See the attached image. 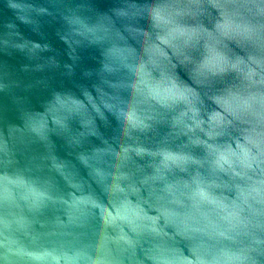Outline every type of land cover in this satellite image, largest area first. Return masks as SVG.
<instances>
[{"label": "clouds", "instance_id": "1", "mask_svg": "<svg viewBox=\"0 0 264 264\" xmlns=\"http://www.w3.org/2000/svg\"><path fill=\"white\" fill-rule=\"evenodd\" d=\"M0 264H264V0H0Z\"/></svg>", "mask_w": 264, "mask_h": 264}]
</instances>
